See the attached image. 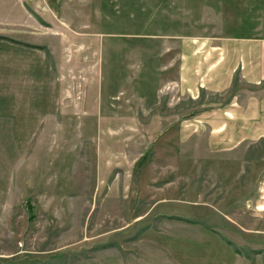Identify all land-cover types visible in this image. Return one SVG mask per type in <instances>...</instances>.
<instances>
[{
    "label": "rangeland",
    "instance_id": "obj_1",
    "mask_svg": "<svg viewBox=\"0 0 264 264\" xmlns=\"http://www.w3.org/2000/svg\"><path fill=\"white\" fill-rule=\"evenodd\" d=\"M115 2L0 0V264H264L231 198L264 168L211 150L218 98L164 38L197 0Z\"/></svg>",
    "mask_w": 264,
    "mask_h": 264
},
{
    "label": "crops",
    "instance_id": "obj_2",
    "mask_svg": "<svg viewBox=\"0 0 264 264\" xmlns=\"http://www.w3.org/2000/svg\"><path fill=\"white\" fill-rule=\"evenodd\" d=\"M8 1L11 6L18 0ZM85 1L88 3L91 0ZM20 2L23 7L26 5V0ZM118 6L120 4H116L115 0H100L101 8ZM220 6L214 0H197L190 13L196 17L195 24H201L198 31L171 32L164 38L181 41L180 86L186 87L189 66L194 64L197 92L201 91V96L205 97L210 91L212 97L218 98L210 110L205 109L198 116L199 119L212 117L214 120L211 150L228 152L229 158L235 159H240L236 154L242 152L243 167L264 168V154L260 153L261 148L258 149L264 141V0H227L226 9L221 10ZM18 7L21 6H15ZM185 8H180V14L171 9L170 15L180 17L179 24L187 23ZM102 15L104 12H101ZM8 16L10 23H23L22 14L19 17L12 13ZM214 23H217L216 28L207 27ZM218 24H221V31ZM189 45L193 48L189 49ZM190 50L192 56H189ZM232 186L235 189V183ZM250 186L247 192H234L231 198H246L256 189L257 196L245 212L253 219V227L248 229L252 240L262 245L264 170L259 181L256 179ZM255 224L259 227H254Z\"/></svg>",
    "mask_w": 264,
    "mask_h": 264
}]
</instances>
